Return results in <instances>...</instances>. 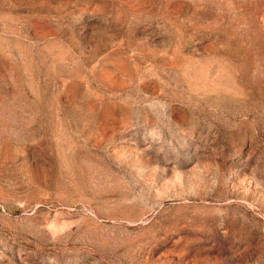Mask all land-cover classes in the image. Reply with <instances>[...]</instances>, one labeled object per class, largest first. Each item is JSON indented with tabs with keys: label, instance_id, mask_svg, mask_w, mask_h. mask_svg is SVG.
I'll use <instances>...</instances> for the list:
<instances>
[{
	"label": "rangeland",
	"instance_id": "1",
	"mask_svg": "<svg viewBox=\"0 0 264 264\" xmlns=\"http://www.w3.org/2000/svg\"><path fill=\"white\" fill-rule=\"evenodd\" d=\"M0 264H264V0H0Z\"/></svg>",
	"mask_w": 264,
	"mask_h": 264
}]
</instances>
